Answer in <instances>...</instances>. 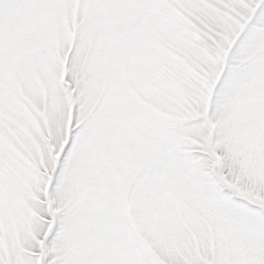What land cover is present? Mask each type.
<instances>
[{"label": "snow or ice", "instance_id": "1", "mask_svg": "<svg viewBox=\"0 0 264 264\" xmlns=\"http://www.w3.org/2000/svg\"><path fill=\"white\" fill-rule=\"evenodd\" d=\"M0 264H264V0H0Z\"/></svg>", "mask_w": 264, "mask_h": 264}]
</instances>
